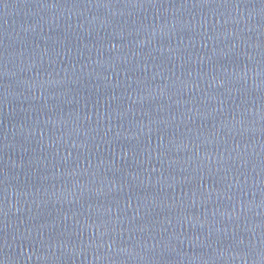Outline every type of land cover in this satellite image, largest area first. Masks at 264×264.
<instances>
[{
	"label": "water",
	"instance_id": "water-1",
	"mask_svg": "<svg viewBox=\"0 0 264 264\" xmlns=\"http://www.w3.org/2000/svg\"><path fill=\"white\" fill-rule=\"evenodd\" d=\"M0 264H264V0H0Z\"/></svg>",
	"mask_w": 264,
	"mask_h": 264
}]
</instances>
